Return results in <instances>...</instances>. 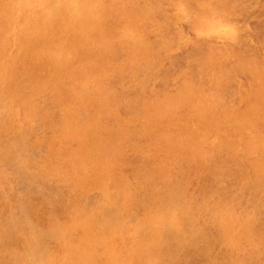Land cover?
<instances>
[{
	"label": "rangeland",
	"instance_id": "rangeland-1",
	"mask_svg": "<svg viewBox=\"0 0 264 264\" xmlns=\"http://www.w3.org/2000/svg\"><path fill=\"white\" fill-rule=\"evenodd\" d=\"M30 1L0 0V264H264V0Z\"/></svg>",
	"mask_w": 264,
	"mask_h": 264
},
{
	"label": "bare ground",
	"instance_id": "bare-ground-1",
	"mask_svg": "<svg viewBox=\"0 0 264 264\" xmlns=\"http://www.w3.org/2000/svg\"><path fill=\"white\" fill-rule=\"evenodd\" d=\"M1 1H2V0H1ZM6 1H7L8 3H12V2H10V1H12V0H10V1L6 0ZM17 1H18V0H17ZM34 1H35V0H34ZM34 1H33V2H34ZM41 1H42V0H41ZM48 1H50V0H48ZM78 1H79V0H78ZM81 1H82V0H81ZM91 1H92V0H91ZM14 2H15V1H14ZM29 2H31V1L29 0ZM84 2H85V1H84ZM101 2H102V0H100L99 3H101ZM26 3H27V2H26ZM43 3H44V2H43ZM77 3H78V2H77ZM86 3H87V1H86ZM99 3H98V4H99ZM20 4H21V3H20ZM27 4H28V3H27ZM31 4H32V3H31ZM33 4H34V3H33ZM33 4H32V5H33ZM41 4H42V3H41ZM47 4H48V3H47ZM51 4H52V2H51ZM78 4L80 5V3H78ZM90 4H92V3H90ZM24 5H26V4H24ZM38 5H40V4H38ZM38 5H36V6H38ZM49 5H50V4H49ZM96 5H97V4H96ZM7 6H8V5H7ZM7 6L5 5V7H7ZM9 6H10V5H9ZM14 6H15V5H14ZM14 6H13V8H14ZM50 6H51V5H50ZM113 6H114V5H113ZM19 7H20V6H19ZM19 7H18V8H19ZM45 7H46V6H45ZM48 7H49V6H48ZM63 7H64V6H63ZM78 7H79V6H78ZM82 7L86 8L87 6L85 7L84 5H82ZM89 7H90V5H89L87 8H89ZM95 7L98 8V6H95ZM95 7H94V8H95ZM114 7H115V6H114ZM114 7H113L112 9H114ZM183 7H184V6H183ZM183 7H182V9H183ZM13 8H11V10H12ZM23 8H24V7H23ZM23 8H21V9H23ZM25 8H27V7L25 6ZM52 8H53V7H52ZM61 8H62V7H61ZM79 8H80V7H79ZM84 8H83V9H84ZM97 8H96V9H97ZM109 8H110V7H109ZM27 9H28V8H27ZM83 9H82V10H83ZM102 9H103V7H102ZM107 9H108V8H107ZM116 9H117V8H116ZM184 9H185V7H184ZM7 10H8V9H7ZM7 10H5L6 13H4V14H6V15H8V14H7ZM17 10H18V9H17ZM17 10H16V12H17ZM29 10H31V9H29ZM38 10H41V9H38ZM60 10H62V9H60ZM64 10H65V9H64ZM78 10H79V9H78ZM82 10H81V11H82ZM14 11H15V10H14ZM36 11H37V10H36ZM49 11H50V10H49ZM81 11H80V12H81ZM117 11H119V10H116V12H117ZM134 11H135V10H134ZM134 11H132V12H134ZM2 12H3V11H2ZM9 12H10V10H9ZM11 12H12V11H11ZM11 12H10V13H11ZM21 12H24V11L22 10V11H20V13H21ZM30 12H31V11H30ZM62 12H64V11L62 10ZM67 12H68V10H67ZM85 12H87V11H85ZM88 12H90V10H89ZM94 12H95V11H94ZM98 12H99V10H98ZM104 12H106V10H105ZM107 12H108V11H107ZM119 12H120V11H119ZM10 13H9V15H10ZM36 13H37V12H36ZM53 13H54V12H53ZM90 13H92V15H93V11L90 12ZM100 13H102V12L100 11ZM185 13H186V12H185ZM185 13H184V14H185ZM2 14H3V13H2ZM15 14H16V13H15ZM38 14H39V12H38ZM38 14H34V15H38ZM46 14H47V13H46ZM49 14H50V12H49ZM81 14H83V13H81ZM102 14H103V13H102ZM121 14H122V13H121ZM127 14H129V13H127ZM186 14H187V13H186ZM9 15H8V18H7V19H9V17H10ZM16 15H17V14H16ZM41 15H42V14H41ZM41 15H40V16H41ZM44 15H45V14H44ZM63 15H64V14H63ZM63 15H61V16L63 17ZM86 15H87V13H86ZM86 15H85V16H86ZM90 15H91V14H90ZM106 15H107V14H105V16H106ZM112 15H113V13H112ZM123 15H124V14H123ZM189 15H190V14H189ZM1 16H2V15H1ZM4 16H5V15H4ZM27 16H28V14H27ZM50 16H52V14H51ZM53 16H54V14H53ZM64 16H65V15H64ZM101 16H102V15H101ZM110 16H111V14H110ZM5 17H6V16H5ZM5 17H4V18H5ZM11 17H12V15H11ZM16 17H17V16H16ZM33 17H34V16H33ZM47 17H48V15H47ZM75 17H76V16H75ZM82 17H83V16H82ZM190 17H191V16H190ZM13 18H14V17H13ZM23 18H25V17H23ZM23 18H20V19H23ZM34 18H35V17H34ZM42 18H43V17H41V19H42ZM77 18H78V17H77ZM87 18H88V16H86V20H87ZM7 19H6V21H7ZM11 19H12V18H11ZM32 19H33V18H32ZM39 19H40V18H39ZM43 19H44V18H43ZM52 19H53V18H52ZM56 19H57V18H56ZM73 19H74V18H73ZM82 19H83V21L85 20L84 18H82ZM97 19H98V18H97ZM104 19H105V18H104ZM23 20H24V19H23ZM48 20H49V19H48ZM71 20H72V18H71ZM76 20H77V19H76ZM101 20H102V19H101ZM3 21H4V20H3ZM54 21H55V20H54ZM54 21H52V22H54ZM77 21H78V20H77ZM104 21H105V20H104ZM9 22H10V21H9ZM33 22H34V21H33ZM33 22H32V23H33ZM71 22H72V21H71ZM71 22H70V23H71ZM3 23H4V22H3ZM28 23H29V22H28ZM32 23H30V24H32ZM39 23L41 24L40 21H39ZM56 23H57V21H56ZM66 23H67V22H66ZM87 23H89V19H88V22H87ZM94 23H95V22H94ZM104 23H105V22H104ZM10 24H12V23H10ZM42 24H43V23H42ZM50 24H53V23H50ZM72 24H73V23H72ZM75 24H76V23H75ZM92 24H93V23H92ZM95 24H96V23H95ZM99 24H100V23H99ZM0 25H1V24H0ZM53 25H54V24H53ZM53 25H52V26H53ZM70 25H71V24H70ZM93 25H94V24H93ZM97 25H98V24H97ZM105 25H106V23H105ZM8 26H9V23H8ZM29 26H30V25H29ZM50 26H51V25H50ZM61 26H62V24H61ZM94 26H95V25H94ZM98 26H99V25H98ZM102 26H103V25H102ZM14 27H15V26H14ZM14 27H12V28H14ZM30 27H31V26H30ZM30 27H29V28H30ZM71 27H72V26H71ZM89 27H90V26H89ZM96 27H97V26H96ZM96 27H95V28H96ZM99 27H100V26H99ZM99 27H98V29H99ZM12 28H11V31H13ZM23 28H25V27H23ZM23 28H22V29H23ZM82 28H84V27H82ZM122 28H123V27H122ZM205 28H206V27H205ZM0 29H1V28H0ZM26 29H27V28H26ZM52 29H53V28H52ZM58 29H59V28H58ZM58 29H57V30H58ZM61 29H62V27H61ZM87 29H89V28L87 27ZM102 29H103V28H102ZM105 29H106V28H105ZM28 30H29V29H28ZM64 30H66V29L64 28ZM64 30H61V31L64 32ZM83 30H84V29H83ZM85 30H86V29H85ZM85 30H84V31H85ZM90 30H92V29H90ZM103 30H104V29H103ZM122 30H123V29H122ZM204 30H205V29H204ZM11 31H10V34H11ZM29 31H30V30H29ZM35 31H36V30H35ZM41 31H42V30H41ZM0 32H1V31H0ZM2 32H3V31H2ZM22 32H23V31H22ZM24 32H25V30H24ZM50 32H53V31H50ZM86 32H87V31H86ZM91 32H92V31H91ZM93 32H95V31H93ZM96 32H97V30H96ZM98 32H100V29H99ZM108 32H109V34H110V31H108ZM108 32H107V33H108ZM131 32H132V31H131ZM133 32H135V31H133ZM133 32H132V33H133ZM204 32H205V31H204ZM44 33H45V32H44ZM58 33H60V30H59ZM105 33H106V32H104V35H105ZM107 33H106V34H107ZM89 34H90V33H89ZM89 34H88V37H90ZM12 35H13V34H12ZM41 35H42V34H41ZM72 35H73V34H72ZM79 35H80V34H79ZM79 35H78V36H79ZM99 35H100V34H99ZM107 35H108V34H107ZM116 35H117V34H114V36H116ZM136 35H137V34H136ZM8 36H9V34H8ZM14 36H15V32H14ZM22 36H23V35H22ZM28 36H29V35H28ZM56 36H58V35H55V37H56ZM68 36H69V35H68ZM68 36H67V37H68ZM110 36H112V35H110ZM118 36H119V35H118ZM121 36H122V35H121ZM50 37H52V36H50ZM63 37H65V36H63ZM70 37H71V36H70ZM70 37H69V38H70ZM79 37H80V36H79ZM79 37H78V38H79ZM82 37H83V36H82ZM112 37H113V36H112ZM129 37H130V35H129ZM135 37H136V36H135ZM53 38H54V37H53ZM59 38H62V36H61V37H58V39H59ZM72 38H73V37H72ZM91 38H92V37H91ZM11 39H12V38H11ZM16 39H17V38H16ZM19 39H20V38H19ZM24 39H25V38H24ZM24 39H22V41H23ZM26 39H28V37H26ZM29 39H30V38H29ZM39 39H41V37H39ZM46 39H48L47 36H46ZM46 39H45V40H46ZM67 39H68V38H67ZM75 39H76V38H75ZM87 39H88V38H87ZM9 40H10V38H9ZM34 40H35V39H34ZM143 40H144V39H143ZM10 41H11V40H10ZM15 41H16V40H15ZM24 41H25V40H24ZM28 41H29V40H28ZM30 41L33 42L32 39H30ZM39 41L41 42V40H39ZM39 41H38V42H39ZM63 41H64V40H63ZM68 41H69V39H68ZM76 41H80V40H79V39H78V40L76 39ZM76 41H75V42H76ZM86 41H87V40H86ZM89 41H90V40H89ZM7 42H8V40H7ZM26 42H27V41H26ZM42 42H44L43 39H42ZM56 42H57V41H56ZM56 42H55V44H56ZM81 42H82V40H81ZM90 42H91V41H90ZM94 42H95V41H94ZM94 42H93V44H94ZM135 42H136V41H135ZM13 43H14V42H13ZM16 43H17V42H16ZM18 43H21V42L18 41ZM18 43H17V44H18ZM29 43H30V42H29ZM97 43H98V42H97ZM99 43H102V42H99ZM36 44L38 45V43H36ZM49 44H50V43H47L46 46L49 45ZM55 44H53V45L55 46ZM63 44H64V43H63ZM73 44H76V43H73ZM91 44H92V43H91ZM141 44H142V43H141ZM3 45H4V44H3ZM12 45H13V44H12ZM34 45H35V44H34ZM37 45H36V47H37ZM41 45H42V44H41ZM97 45H98V44H97ZM50 46H52V44H51ZM54 46H53V48H54ZM61 46H62V45H61ZM63 46H64V45H63ZM63 46H62V48H63ZM89 46H90V44H89ZM93 46H94V45H93ZM93 46H91V47H93ZM5 47H6V45H5ZM30 47H31V46H29V48H30ZM39 47H40V45H39ZM55 47H56V46H55ZM66 47H67V45H66ZM76 47H77V45H76ZM86 47H88V45H87ZM94 47H95V46H94ZM70 48H72V47H70ZM84 48H85V47H84ZM98 48H99V47H98ZM44 49H45V47H44ZM58 49H59V48H58ZM66 49H68V48H66ZM78 49H79V47H78ZM89 49H90V47H89ZM89 49H88V50H89ZM14 50H16V49L14 48ZM31 50H33V49H31ZM38 50H39V48H38ZM45 50H46V49H45ZM54 50H55V49H54ZM56 50H57V49H56ZM60 50H61V48H60ZM63 50H64V49H63ZM69 50H70V49H69ZM10 51H11V49H10ZM39 51H40V50H39ZM61 52H62V51H61ZM63 52H64V51H63ZM72 52H73V53H76V52H74V51H72ZM77 52H78V51H77ZM9 53H10V52H9ZM37 53H39V52H37ZM40 53H41V52H40ZM70 53H71V52H69V54H70ZM34 54H35V52H34ZM63 54H64V53H63ZM76 54H77V53H76ZM6 55H7V54H6ZM6 55H5V56H6ZM14 55H15V54H14ZM14 55H13V56H14ZM23 55H24V54H23ZM28 55H29V54H28ZM40 55H42V53H41ZM71 55H72V53H71ZM9 56H10V55H9ZM13 56H12V57H13ZM38 56H39V55H38ZM44 56H45V55H44ZM47 56H48V54H47ZM12 57H11V58H12ZM17 57H18V56H17ZM34 57H36V54H35ZM34 57H32L31 59H33ZM1 58H2V57H1ZM5 58H6V57H5ZM14 58H16V57H14ZM19 58H21V57H19ZM19 58H18V59H19ZM27 58H28V60H29L30 55H29V57H26V59H27ZM37 58H39V57H37ZM43 58H44V57H43ZM52 58H53V56H52ZM3 59H4V58H3ZM16 59H17V58H16ZM18 59H17V60H18ZM41 59H42V57H41ZM41 59H39V60H41ZM44 59H45V58H44ZM50 59H51V58H50ZM58 59H59V58H58ZM71 59H72V58H71ZM12 60H13V59H12ZM12 60H11V61H12ZM22 60H23V59L21 58V61H22ZM28 60H27V61H28ZM53 60H54V59H53ZM59 60H60V59H59ZM62 60H64V59L62 58ZM68 60H69V59H68ZM68 60H67V61H68ZM75 60H76V59H75ZM21 61H19L18 64H19ZM47 61H48V60H47ZM55 61H56V60H55ZM64 61H65V60H64ZM83 61H84V60H83ZM85 61H87V60H85ZM3 62H4V60H3ZM24 62H26V61H24ZM43 62H44V61H43ZM43 62H42V63H43ZM45 62H46V61H45ZM61 62H62V61H61ZM61 62H60V63H61ZM5 63H6V62H5ZM13 63H14V62H13ZM16 63H17V62H16ZM21 63H22V62H21ZM48 63H50V62L48 61ZM48 63H47V64H48ZM51 63H52V61H51ZM8 64H9V63H8ZM10 64H11V63H10ZM22 64H23V63H22ZM26 64H27V65L30 64V66H31V65H32V62L29 63V64L26 62ZM34 64H36V63H34ZM65 64H66V63H65ZM6 65H7V64H6ZM24 65H25V64H24ZM45 65H46V64H45ZM49 65H50V64H49ZM53 65H54V63H53ZM53 65H52V66H53ZM60 65H61V64H60ZM8 66H9V65H8ZM12 66H13V64H12ZM21 66H22V65H21ZM53 67H55V66H53ZM57 67H58V65H57ZM59 67H60V66H59ZM8 68H9V67H8ZM49 68H52V67H49ZM49 68H48V69H49ZM23 69H24V68H23ZM60 69H61V67H60ZM8 70H9V69H8ZM49 70H51V69H49ZM57 70H58V68H57ZM24 71H26V69H25ZM28 71H29V70H28ZM53 71H54V68H53ZM55 71H56V70H55ZM67 71H68V70H67ZM74 71H75V70H74ZM74 71H73L72 73H76V72H74ZM13 72H14V71H13ZM19 72H20V71H19ZM20 73H21V72H20ZM20 73H19V74H20ZM31 73H32V71H31ZM9 74H10V73H9ZM11 74H12V73H11ZM19 74H18V75H19ZM6 75H7V74H6ZM22 75H23V74H22ZM22 75H21V76H22ZM71 75H72V74H71ZM10 76H11V75H10ZM10 76H9V77H10ZM14 76H15V74H14ZM14 76H13V77H14ZM39 76H40V75H39ZM41 76H42V78H43V75H41ZM49 76H50V74L48 75V78H49ZM52 76H54V74H53ZM62 76H63V75H62ZM5 77H6V76H5ZM7 77H8V76H7ZM9 77H8V78H9ZM18 77H19V76H18ZM36 77H37V76H36ZM36 77H34V78H36ZM25 78H26V77H25ZM25 78H24V79H25ZM30 78H31V77H30ZM46 78H47V76H46ZM46 78H43V79H46ZM3 79H4V78H3ZM18 79H19V78H18ZM20 79H21V78H20ZM24 79L22 78V81H25ZM49 79H50V78H49ZM5 80H6V79H5ZM10 80H11V79H10ZM34 80H36V79H34ZM34 80H33V81H34ZM60 80H61V79H60ZM1 81H2V79H1ZM6 81H8V79H7ZM22 81H21V82H22ZM27 81H28V79H27ZM36 81H38V80H36ZM39 81H40V80H39ZM47 81H48V80H47ZM49 81H50V80H49ZM65 82H66V80H65ZM92 83H93V82H92ZM18 84H19V82H18ZM18 84H16V85H18ZM91 85H92V84H91ZM14 86H15V85H14ZM54 88H55V87H54ZM94 89H97V88L94 87ZM96 91H97V90H96ZM81 93H83V92H81ZM234 124H235V123H234ZM231 125H232V124H230V126H231ZM233 126H234V125H233ZM233 126H232V127H233ZM227 139H228V138H227ZM228 141H230V140H228ZM215 144H216V143H215ZM230 144H231V143H230ZM238 144H239V143H238ZM238 144H237V145H238ZM240 144H241V143H240ZM261 144H262V143H261ZM261 144H260V145H261ZM241 145H242V144H241ZM258 146H259V145H258ZM215 149H216V148H215ZM209 153H211V152H209ZM205 154H207V152H206ZM254 154H255V153H254ZM261 154H262V153H261ZM196 155H197V153H196ZM255 156H256V155H253V157H255ZM207 157H208V156H207ZM251 157H252V156H251ZM263 157H264V156H263ZM263 157L261 156L260 158H263ZM197 158H198V157H197ZM250 159H251V158H250ZM255 159H256V158H255ZM257 159H258V157H257ZM257 159L255 160V162H257ZM262 160H263V159H262ZM249 161H250V160H249ZM263 161H264V160H263ZM263 161H262V162H263ZM182 163H183V162H182ZM249 163H250V162H249ZM260 163H261V161H260ZM260 163H259V164H260ZM250 164H251V163H250ZM252 164H253V163H252ZM263 165H264V164H263ZM257 167H258V166H256V168H257ZM254 168H255V167H254ZM258 168H259V167H258ZM251 169H252V168H251ZM261 169H264V168H261ZM253 170H254V169H253ZM255 171H256V170H255ZM259 171H260V170H259ZM259 171H258V172H259ZM256 172H257V171H256ZM258 172H257V173H258ZM262 172H264V170H263ZM205 175H206V174H205ZM260 175H261V174H260ZM262 175H263V174H262ZM206 176H207V175H206ZM258 176H259V174H258ZM258 176H256V177H258ZM203 178H204V177H203ZM203 178H202V179H203ZM205 178H206V177H205ZM206 179H207V178H206ZM252 179H254V178H252ZM207 181H209V180H207ZM222 209H223V208H222ZM227 210H228V209H227ZM225 211H226V210H225ZM227 213H228V212H227ZM243 215H245V214H243ZM249 216H250V215H249ZM249 216H248V217H249ZM250 217H251V216H250ZM250 217H249V219H250ZM240 218H243V217H240ZM244 218H246V217H244ZM244 218H243V219H244ZM247 219H248V218H247ZM241 220H242V219H241ZM236 222H237V224H238L239 221H236ZM243 222H244V221H243ZM239 223H240V222H239ZM245 226H246V225H245ZM245 226H244V227H245ZM237 227L239 228L240 226H237ZM245 229H246V228H245ZM239 231H240V229H239Z\"/></svg>",
	"mask_w": 264,
	"mask_h": 264
}]
</instances>
